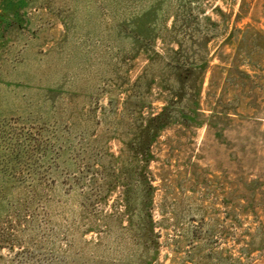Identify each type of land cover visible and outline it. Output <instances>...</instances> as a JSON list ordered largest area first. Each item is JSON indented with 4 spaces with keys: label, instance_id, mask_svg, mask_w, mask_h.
<instances>
[{
    "label": "rangeland",
    "instance_id": "rangeland-1",
    "mask_svg": "<svg viewBox=\"0 0 264 264\" xmlns=\"http://www.w3.org/2000/svg\"><path fill=\"white\" fill-rule=\"evenodd\" d=\"M241 1L0 0L21 144L0 264H264V1L235 21ZM184 55L208 65L197 99L169 87Z\"/></svg>",
    "mask_w": 264,
    "mask_h": 264
},
{
    "label": "trees",
    "instance_id": "trees-1",
    "mask_svg": "<svg viewBox=\"0 0 264 264\" xmlns=\"http://www.w3.org/2000/svg\"><path fill=\"white\" fill-rule=\"evenodd\" d=\"M248 5L249 2H246V0L241 1V4L239 5V12L235 16V21L241 18V15L243 16L244 14H246V9ZM9 18V13H7L3 9V7H0V50L4 49L8 44L6 36L4 35V31L7 30L10 26ZM234 30L240 31L239 28H234ZM256 33L260 35L261 31H256ZM6 61L7 56L0 53V67L1 64ZM188 61L189 60L187 56L184 55L182 63L176 62L175 66L171 68L170 73L172 80L170 81L172 82L169 87L171 91L175 93V98L178 97L184 99L186 97V90L192 91L191 93L195 94H193V96L191 95L192 98L197 99V97H199L203 74L206 71L208 65L205 59L203 58H198L196 62L192 63ZM181 64H183V66H181ZM190 83H192L191 86ZM170 113L171 111L168 104H165L162 106L161 110L158 113L149 116L146 127L144 128V132H142L141 134V137L143 136L142 144L144 145V147L142 148H145V146L147 148L149 142L156 137L158 131L169 125L171 119ZM188 119H190L191 122H194L196 120V118L193 116H190ZM195 123L196 125H199V122L197 120L195 121ZM7 130H10V128H7L5 115L0 109V157L4 164L3 172H5L6 174L9 171L11 173L14 171V168L10 166V164L12 163L13 156L19 157L21 154V144L17 142L13 143L7 141ZM148 153L149 152L147 149H143L141 155L146 157ZM145 162H147V158ZM148 223L149 225L152 224L151 218H148Z\"/></svg>",
    "mask_w": 264,
    "mask_h": 264
}]
</instances>
